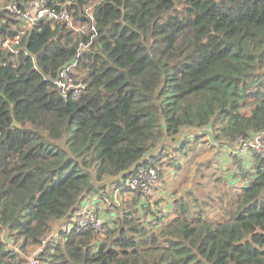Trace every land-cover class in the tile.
<instances>
[{"label":"trees","instance_id":"obj_1","mask_svg":"<svg viewBox=\"0 0 264 264\" xmlns=\"http://www.w3.org/2000/svg\"><path fill=\"white\" fill-rule=\"evenodd\" d=\"M33 1L0 0V45ZM46 2L96 34L75 101L55 79L90 34L40 23L0 47V264H264V157L232 150L264 132V0ZM163 165L168 214L126 185ZM93 198L103 238L75 221Z\"/></svg>","mask_w":264,"mask_h":264},{"label":"built area","instance_id":"obj_2","mask_svg":"<svg viewBox=\"0 0 264 264\" xmlns=\"http://www.w3.org/2000/svg\"><path fill=\"white\" fill-rule=\"evenodd\" d=\"M8 10L15 20V35L11 38H6L1 43L0 47L3 50H9L12 52H18L22 38L25 36L27 31H29L33 26L40 23H61L67 28L74 31L75 34L83 33L85 31L86 35L90 34V41L87 44H79L77 48L76 57L69 63L65 64L57 72L55 79V86L64 100H77L82 92L84 91V84L77 83L78 74L77 68L79 67V61L84 56L85 53L89 52L90 45L93 37L96 34L93 19L91 16V11L88 9L86 11L87 18L91 21L89 25V31L87 30V25L77 27L74 24L72 13L68 11L66 7L59 9H52L48 7L46 0H35L30 3L23 4L22 7H18L16 4H10ZM249 149L254 150L264 157V132L252 135L247 139H238L235 142L234 148L232 149L235 154L243 155ZM160 170L164 173L166 169L161 167ZM159 169L152 167L141 168L138 170L137 178H131L126 182V185L132 190L140 191L142 200H147L149 196L152 195V190L159 186ZM169 181H174V177L169 174ZM78 221V225L82 228H93L99 237L103 238L105 233V227L103 223L96 218L93 213L86 212L85 209L79 214L75 221ZM9 248L18 253V248L9 244ZM40 249L33 250L28 258V264H35V258L37 257Z\"/></svg>","mask_w":264,"mask_h":264},{"label":"rangeland","instance_id":"obj_3","mask_svg":"<svg viewBox=\"0 0 264 264\" xmlns=\"http://www.w3.org/2000/svg\"><path fill=\"white\" fill-rule=\"evenodd\" d=\"M75 25L79 27L78 24H75ZM77 74H78L77 83H83V81L81 80L79 69H77ZM209 158H211V156ZM221 160L223 161L222 165H225L224 162H228V158L224 156L223 154L221 156ZM163 162L164 161H162V163ZM160 167L157 169L160 170ZM163 167L166 169V171L163 173L160 170V176H159L160 184L158 187L152 190V195L146 200V202H148L149 200L151 202H156L157 203L156 209L159 212H162L163 214H168V212L170 211L172 207L171 193L174 190H177L180 177L178 175L175 176V173L172 171L171 168H168L165 165H163ZM223 168H228V166H225ZM169 174H171L174 177V181H171V182L169 181ZM106 194L112 197L110 186L109 188H107ZM105 198L103 200L99 198H93L91 202L85 207V211L89 213H93L96 216V218L100 221V223L101 221L107 222L109 220V213L107 211H111L107 204V202H110V200L105 199ZM122 199L125 200L126 197H123ZM117 200L119 201L120 197H118ZM148 205L153 207V204H148Z\"/></svg>","mask_w":264,"mask_h":264}]
</instances>
